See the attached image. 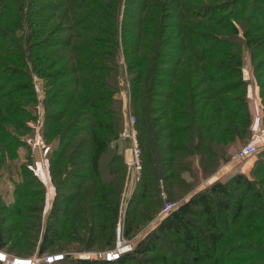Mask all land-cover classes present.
Returning <instances> with one entry per match:
<instances>
[{
    "label": "trees",
    "instance_id": "trees-1",
    "mask_svg": "<svg viewBox=\"0 0 264 264\" xmlns=\"http://www.w3.org/2000/svg\"><path fill=\"white\" fill-rule=\"evenodd\" d=\"M218 1L199 6L191 4L193 0H167L164 6L155 0H0V11L7 16L0 22V172L25 146L20 135L23 123L17 119L30 117L24 105L34 101L29 73L33 71L49 85L61 81L45 93V136L55 141L50 169L61 159L71 162L79 153L72 147L65 155L85 125L89 148L83 153L93 176L92 186L85 188L87 202L93 201L87 206L79 203L73 213L70 197L56 194L40 235L35 215L44 203V192L41 182L24 170L23 182L13 190L14 201L0 204L1 251L8 248L18 256L32 255L37 241L41 257L64 239L70 227L85 231L82 251L101 243L106 230H112L106 246L114 247L121 186L114 189L111 182L102 184L96 178L101 167L119 179L126 171L122 150L115 143L125 128L120 125L118 98L119 77L125 72L144 166L128 203L123 235L132 230L134 200L159 203V181L171 197L173 183L189 185L179 176L191 174L188 161L197 159L206 176L228 161L227 151L237 138L249 137L252 115L240 49L246 47L254 57L260 56L264 0ZM171 11L183 20L203 22L195 28L180 23L167 26ZM50 21L57 22L48 25ZM203 23L216 25L229 36ZM262 65H255L257 72H264ZM259 79L264 106V78ZM258 161L257 170L264 175V163ZM256 196L255 183L237 172L179 204L132 251L112 261L65 256L44 264H154L153 257L146 256L152 254L161 264H210L220 251L234 249L229 253L242 254L248 250L229 249V240L240 225L251 224L243 217L244 204ZM83 209L88 220L77 221L74 217ZM253 218L251 225H257L260 218ZM251 229L262 232L264 218Z\"/></svg>",
    "mask_w": 264,
    "mask_h": 264
},
{
    "label": "rangeland",
    "instance_id": "rangeland-1",
    "mask_svg": "<svg viewBox=\"0 0 264 264\" xmlns=\"http://www.w3.org/2000/svg\"><path fill=\"white\" fill-rule=\"evenodd\" d=\"M23 1V0H22ZM124 2V0H121ZM153 1V0H152ZM157 3L160 2L164 6H167V0H155ZM213 0H193L191 4H197L199 6L213 5ZM224 2L223 0H219L217 3ZM188 3V1H187ZM167 10L164 9L162 13L164 14ZM176 12V11H175ZM171 11L168 13L167 20L165 23L167 26H178V25H190L195 28L199 24H202V19H197L196 21L183 20L182 18H178L177 13ZM182 12V11H179ZM0 22L7 18L6 14L3 11H0ZM177 15V19L173 16ZM4 16V17H3ZM3 17V18H1ZM57 21H50L51 25L56 23ZM180 23V24H179ZM206 26H210L213 32L222 31L216 25L211 26L210 24L203 23ZM240 37L242 34V28L238 26ZM222 36H229V33L225 30L222 31ZM221 32V33H222ZM240 43V41H238ZM242 43V41H241ZM260 56L252 55L251 50L246 47H241L240 56L242 58L243 67H242V76L243 79L247 83V100L249 103L248 93L250 96L256 99L258 97V106L253 103L251 100L252 111L254 112V117L251 122V132L249 134L253 136L256 132L264 129L263 122V102L260 97V89H259V78H264V72H257L255 69V65L263 63L264 65V46L262 50L257 51ZM120 63L123 64L122 57L120 56ZM262 65V66H263ZM58 67H55L51 70L54 72ZM31 83H32V93L34 95L33 103H28L24 105L25 112L30 115L29 118H18L17 120L23 123L24 131H21L20 135L22 136V140L25 142V146L22 147L18 152V158L13 160L7 164L8 168L4 169L0 172V204L9 206L13 201V190L18 184H21L24 180L23 171L31 172L42 184L41 190L44 192V203L41 204V209L36 213V218L39 220V234L41 235L43 231V227L46 223L47 216L49 214L50 206L52 200L56 194H61L67 197H70L69 204H71L70 210L77 213V205L80 203L83 206H87L90 200L89 196H85L89 194L86 192L85 188L92 186L93 176L90 175L89 167L86 163V155H84L83 150H88L89 145L86 144L88 139V134L85 131L86 126L81 125L80 128H83L81 131L77 133L72 142L70 143V147L68 151H66L65 155L71 154V148L74 147L79 153L75 156V158L68 162L64 159H61L60 164L54 168V170L50 169V154L52 149L55 147L54 139L46 138L45 136V107L44 101L46 92L52 91L60 82H56L58 84L49 85L46 79L40 78L33 71H30ZM124 76V77H123ZM119 77V85L120 91L118 94V98L121 102V114H122V131L118 133L117 138L115 139V143L119 146V152L122 150V154L125 162V155H127V150L130 146V142L128 139L123 140L122 136L125 135L130 129L129 123V115H133V109L131 105V94H130V85L128 81V75L125 74ZM63 80V79H62ZM249 111L251 113V109L249 106ZM252 115V113H251ZM259 119V122L256 123L255 119ZM69 119V117H67ZM65 124V121L61 124ZM134 129L137 132V141L139 144L138 130L136 128V123L134 125ZM251 136V137H252ZM244 137L242 134L236 140V144L228 149V163H223L216 171L209 173L208 175L201 174V168L199 166V161L196 159H191L190 163L188 161V165L191 166L192 172L191 174L184 173L183 175L179 174V176L189 182L188 184H181V181H177L173 183V186L169 188L171 192V188H173L174 193H170L171 197L164 194L165 184L163 181H159V191L161 201L159 203L148 204L147 202L136 203V200L133 201V206L130 205V208H135L134 210V218H133V226L129 235H123L124 227H125V213L128 208V203L132 195L134 194L136 185L139 184L141 180V175L134 176L131 172L128 171L126 167V171L121 179H119L116 175H111L106 167H101L100 176L96 178V181L102 182V184H108L111 182L114 185V189H119L118 186H121V190H119V212L114 223L115 233L114 235V247L110 249L106 245L110 242L109 235L112 234V230H106L105 234L103 233L100 237L101 243L98 245H94L91 249L87 251H82L85 231L76 230L74 231V227H70L67 229V234H65L64 239L58 242L55 248L50 249L43 256L39 257L37 255V246L38 242L36 241L35 248L32 250V255L28 256H18L15 249H5L0 250V253L5 255L6 262L1 264H8V260L11 263H15L13 258L19 259H31L35 262V264H44L47 259L53 258L55 262H59L62 260V257L69 256L73 260L80 259H90V260H98L95 258V254L112 252L116 249L117 244H121L122 247L126 246L129 250L132 251L137 243L140 242L146 235H148L151 231H153L159 223L164 219V215L161 213L164 205L166 203L175 204L174 208H177L179 204L185 203L189 200V198L193 197L195 194L201 192L205 188L211 186L214 182L220 180L224 181L227 177L236 174L237 172H241L245 175L249 180L255 183V188L258 193V197H251L244 204V213L243 217L246 218L247 222L251 224L254 223V216L260 218V222L257 225H251L246 223L244 225H240L238 229L233 231L232 236L229 240V246L233 249H240L241 251L248 250L242 254H233L229 252H233V250L223 253L219 252L220 257L214 262L210 264H264V258H262L261 253L264 252V229L262 232L257 233L255 230L251 229L255 226H258L264 218V175H262L260 169L257 170L258 160H261L264 163V150L258 152L251 159L246 160L244 162H231L232 157H234L238 152L237 150L241 149L244 145L248 143V138ZM251 139V138H250ZM249 139V140H250ZM38 141L40 145L34 146V144ZM72 144V146H71ZM123 145V146H122ZM80 146V147H79ZM140 147V144H139ZM142 148L140 147V150ZM81 150V151H79ZM237 152V153H236ZM235 154V155H234ZM64 155V156H65ZM141 158L143 159V151L141 150ZM186 163V161H184ZM231 162V163H230ZM228 164V165H227ZM227 165V166H226ZM6 166V167H7ZM144 166V165H143ZM231 167V168H230ZM173 169H177V167H172ZM253 170H256V174H253ZM259 171V172H258ZM176 175V174H174ZM92 180V181H91ZM175 182V181H174ZM122 184V185H121ZM157 185V184H156ZM183 187V188H182ZM85 202H87L85 204ZM38 204L37 202L35 203ZM129 209V208H128ZM73 212V213H74ZM84 209L79 212L78 216L74 217L79 220H88L85 219V215L83 217ZM104 212L100 213V216H103ZM108 215V214H107ZM73 218V219H74ZM74 219V222H75ZM89 220H91L89 218ZM73 222V221H72ZM127 223V222H126ZM114 232V231H113ZM242 233L238 236V233ZM109 234V235H108ZM230 234V233H229ZM243 236V237H242ZM112 237V235H111ZM242 238V239H241ZM242 245V246H241ZM251 245V246H250ZM244 247V248H243ZM32 249V248H31ZM127 251V252H128ZM233 254V255H231ZM152 256L154 259V264H161L159 261V257L156 255H146ZM146 259V258H145ZM17 264V263H15ZM23 264V263H18ZM142 264V263H141ZM171 264V263H169ZM209 264V263H208Z\"/></svg>",
    "mask_w": 264,
    "mask_h": 264
},
{
    "label": "built area",
    "instance_id": "built-area-1",
    "mask_svg": "<svg viewBox=\"0 0 264 264\" xmlns=\"http://www.w3.org/2000/svg\"><path fill=\"white\" fill-rule=\"evenodd\" d=\"M129 123H130V129L129 131L122 136L123 140L128 139L130 142V146L127 150V155H125V164L127 166V169L129 172H131L134 176L139 175L142 172L143 169V163L141 158V150L137 141V132L134 129V125L136 123L135 116L129 115ZM40 145L38 141L34 144V146ZM264 150V129H261L260 131L253 134L251 139L248 141L246 145H244L238 153L232 158L231 162H244L246 160L251 159L253 156H255L258 152ZM230 162V163H231ZM229 164V163H228ZM227 164V165H228ZM226 165V166H227ZM175 207V204L173 203H166L164 205V208L162 209V214L166 216L169 212H171ZM129 249L124 246L122 247L121 244H117L116 249L112 252L107 253H101V254H95V258L104 260V261H112L116 259L119 255L127 252ZM1 255H4L0 253V262L4 263L6 260H2ZM5 256V255H4ZM16 260H19V258H14ZM51 258L47 259V263H51L53 261H50ZM31 264H35V262L31 259ZM8 264H15L11 263L8 260Z\"/></svg>",
    "mask_w": 264,
    "mask_h": 264
},
{
    "label": "crops",
    "instance_id": "crops-1",
    "mask_svg": "<svg viewBox=\"0 0 264 264\" xmlns=\"http://www.w3.org/2000/svg\"><path fill=\"white\" fill-rule=\"evenodd\" d=\"M248 98L251 99L253 101V103H255L256 106H258V97H256V99L252 96H250V94L248 93ZM251 100H249V106H250V109H251V113H252V119L254 117V112L252 111V108H251V105H253V103H251ZM259 107V106H258ZM255 122L258 123L259 122V119H255ZM228 163V162H227ZM231 168V167H230Z\"/></svg>",
    "mask_w": 264,
    "mask_h": 264
},
{
    "label": "water",
    "instance_id": "water-1",
    "mask_svg": "<svg viewBox=\"0 0 264 264\" xmlns=\"http://www.w3.org/2000/svg\"><path fill=\"white\" fill-rule=\"evenodd\" d=\"M11 260H13L15 263H23V264H31V261L29 260V259H19V260H16V259H11Z\"/></svg>",
    "mask_w": 264,
    "mask_h": 264
}]
</instances>
